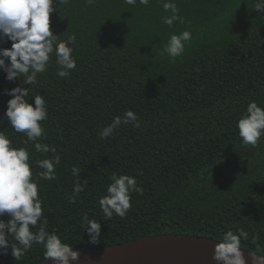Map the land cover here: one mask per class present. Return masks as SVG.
Returning <instances> with one entry per match:
<instances>
[{"label": "trees", "instance_id": "obj_1", "mask_svg": "<svg viewBox=\"0 0 264 264\" xmlns=\"http://www.w3.org/2000/svg\"><path fill=\"white\" fill-rule=\"evenodd\" d=\"M162 3L54 0L50 27L59 39L75 34L76 68L58 77L53 54L47 71L29 86L23 77L6 80L0 70V130L28 148L35 179L43 170L37 162L53 153L37 152L31 141L25 145L27 137L8 124L4 90L21 85L30 96H44L48 119L39 142L56 148L60 164L56 179L39 180L41 222L46 218L48 230L73 248L166 233L218 239L243 228L249 239L242 246L254 251L264 246V136L255 148L244 145L236 122L249 102L264 108V13L254 9L255 0H176L185 23L169 27ZM183 30L192 39L173 59L164 48ZM10 46L0 41V47ZM126 110L140 126L122 124L101 139L100 130ZM73 166L87 183L70 203ZM113 172L135 176L143 191L131 193L125 217L105 219L98 201ZM83 213L101 223L98 243L89 241ZM43 253L34 244L15 261L9 250L0 253V264H35Z\"/></svg>", "mask_w": 264, "mask_h": 264}, {"label": "clouds", "instance_id": "obj_2", "mask_svg": "<svg viewBox=\"0 0 264 264\" xmlns=\"http://www.w3.org/2000/svg\"><path fill=\"white\" fill-rule=\"evenodd\" d=\"M57 4H68L69 0H55ZM91 5L94 0H85ZM128 5L135 6L137 0H125ZM150 0H139V4L147 6ZM54 0H0V41H10V47H0V70L5 73L8 81L24 78L23 85L38 82L39 74L47 71L51 56L56 57L57 76L66 78L76 68L72 45L76 43L75 34L59 39L50 27V13L56 11ZM162 7L166 13L163 23L172 27L176 22L185 23L179 14L176 0H163ZM254 9L264 13V0H255ZM192 39L189 30L173 33L164 48L169 57H179L185 51V44ZM10 96L4 117L8 124L17 132L23 133L27 140L33 142L34 148L40 153H53L50 158L37 162L41 169L33 178L30 167V153L27 147H17L7 134L0 130V253L7 254L10 250L15 261L20 260L34 244L44 248L43 258L51 259L53 264H70L77 260L79 253L73 246L64 241L56 230L49 231L48 221L43 210V201L39 195V180L56 179V166L60 164V156L56 148L39 142L46 135L42 122L48 119L47 101L42 94L30 96L29 87L17 85L5 89ZM31 98V103L29 99ZM132 123L140 126L137 115L126 110L123 116H115L104 126L99 136L106 139L114 134L122 124ZM238 135L244 145L255 148L264 136V108L251 101L236 122ZM81 169L73 166L72 176L75 178L69 202H75L84 190L87 181H81ZM105 194L98 203L105 219L113 215L125 217L131 207V193H142L135 176L117 174L109 177ZM39 223L36 231L35 228ZM81 224L89 234L91 243H98L101 236V223L90 219L83 213ZM249 239V233L243 228L235 231L229 229L215 239L213 259L222 264H246L242 249V240ZM258 237H254V241ZM259 253V255H257ZM251 264H264V246L257 245L250 251Z\"/></svg>", "mask_w": 264, "mask_h": 264}, {"label": "water", "instance_id": "obj_3", "mask_svg": "<svg viewBox=\"0 0 264 264\" xmlns=\"http://www.w3.org/2000/svg\"><path fill=\"white\" fill-rule=\"evenodd\" d=\"M212 237L185 233L141 236L100 247H77V260L70 264H222L213 259ZM246 264H251L248 249H242ZM259 255V253H257ZM35 264H53L42 259Z\"/></svg>", "mask_w": 264, "mask_h": 264}]
</instances>
